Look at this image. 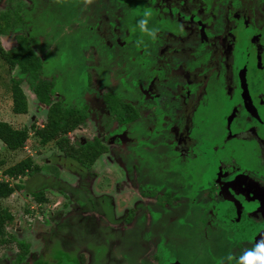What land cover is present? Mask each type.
<instances>
[{"label": "flooded vegetation", "instance_id": "1", "mask_svg": "<svg viewBox=\"0 0 264 264\" xmlns=\"http://www.w3.org/2000/svg\"><path fill=\"white\" fill-rule=\"evenodd\" d=\"M0 64L34 135L72 110L45 162L77 180L0 264H247L264 244V0H0Z\"/></svg>", "mask_w": 264, "mask_h": 264}, {"label": "rangeland", "instance_id": "2", "mask_svg": "<svg viewBox=\"0 0 264 264\" xmlns=\"http://www.w3.org/2000/svg\"><path fill=\"white\" fill-rule=\"evenodd\" d=\"M3 70L4 67L0 64V120L10 123L16 128L27 127L29 129V138L26 140L23 148L19 151L12 152L6 150L0 141V160L4 162L3 166L0 168V180H8L11 185H22V189L16 190L6 198H0V209L8 211L13 217V221L11 223H6L4 225L5 236L8 238V235H10V233L15 229L16 222H20L21 225L22 223H25L24 226H27L28 229H41L40 227H42V225H40L39 222H41L42 216L50 211L55 212L58 207L60 209L61 207L59 203L62 201L64 202L61 197V193L57 188H64L65 183L68 188H74V182L77 180H69L68 178L72 179L70 173L62 169H60L58 173H55L57 172V168L45 162V158H52V153H58L59 151L60 154L62 153L61 155H63L64 151L67 150L68 144L72 141L71 138L74 136L62 135L46 144L41 145L38 143L36 137L34 136V127H31V122L28 119L32 116L29 113L31 109H29V105L25 102V100L21 102L10 100V95L8 94L9 92L3 89L5 87L8 89V80H10V77H8L9 75L6 76L4 74L6 72L3 73ZM4 81L7 82V86H3ZM31 106L33 111V103ZM40 124H45L44 116H39L38 123L35 124V127H40ZM24 157H30L33 166L38 165V171L41 174H28L12 179L3 175L2 171L5 167ZM66 176L68 178H66ZM67 182L71 184H67ZM42 185H44L43 194L48 199V203H38L31 193L35 190L36 186ZM0 253L2 252L0 251Z\"/></svg>", "mask_w": 264, "mask_h": 264}, {"label": "trees", "instance_id": "3", "mask_svg": "<svg viewBox=\"0 0 264 264\" xmlns=\"http://www.w3.org/2000/svg\"><path fill=\"white\" fill-rule=\"evenodd\" d=\"M20 64L23 68L29 69L30 63L27 57H20ZM35 92L38 97L47 101V92L40 87H36ZM20 97L19 92H14V99ZM72 110H66L61 108L60 104H56L49 109L47 115V122L44 127H39L35 131V137L41 145L48 143L49 141L56 139L62 135H65L68 131L73 129L74 123H72ZM29 138V129L27 127L16 128L10 123L0 120V141L6 150L16 152L23 148L26 140ZM4 162L0 160V168ZM38 170V167H33V163L30 157H24L19 161L5 167L3 169V175L12 178H19L28 174H34ZM22 189V185L13 184L9 181L0 180V198H6L16 190ZM35 200L41 202L44 201V195L42 192L32 193ZM13 217L8 211L0 209V243L5 240L4 225L11 223Z\"/></svg>", "mask_w": 264, "mask_h": 264}, {"label": "clouds", "instance_id": "4", "mask_svg": "<svg viewBox=\"0 0 264 264\" xmlns=\"http://www.w3.org/2000/svg\"><path fill=\"white\" fill-rule=\"evenodd\" d=\"M144 23L145 21L140 22L142 30ZM245 259L247 264H254V261H258L259 264H264V244H257L254 250L245 253Z\"/></svg>", "mask_w": 264, "mask_h": 264}, {"label": "snow or ice", "instance_id": "5", "mask_svg": "<svg viewBox=\"0 0 264 264\" xmlns=\"http://www.w3.org/2000/svg\"><path fill=\"white\" fill-rule=\"evenodd\" d=\"M262 231H264V230H262Z\"/></svg>", "mask_w": 264, "mask_h": 264}]
</instances>
